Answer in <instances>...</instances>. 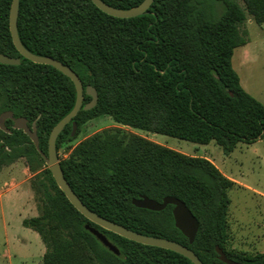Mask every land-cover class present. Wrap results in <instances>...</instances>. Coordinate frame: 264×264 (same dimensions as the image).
<instances>
[{
  "label": "trees",
  "instance_id": "trees-1",
  "mask_svg": "<svg viewBox=\"0 0 264 264\" xmlns=\"http://www.w3.org/2000/svg\"><path fill=\"white\" fill-rule=\"evenodd\" d=\"M127 9L142 0H102ZM153 0L148 11L117 18L91 0H19L17 30L29 51L69 66L82 82L83 105L56 140L70 142L79 126L98 116L118 124L197 144L214 141L229 154L239 143L264 136V105L246 92L231 64L236 47L247 43L242 28L247 16L264 23V0ZM11 0H0V53L20 58L0 63V113L11 111L31 127L39 149L47 153L53 126L75 101L72 81L54 67L37 64L15 49L8 29ZM9 120L0 130V164L25 157L30 169L44 166L40 215L22 225L39 234L45 252L41 264H192L171 250L140 244L94 224L79 213L56 185L43 158ZM59 159L63 175L80 200L100 216L133 231L179 242L203 264H225L215 251L244 264H264V252L253 255L225 250L228 190L233 184L208 159L187 157L119 128L87 137ZM161 201L175 196L199 222L193 243L175 227L172 205L161 211L138 208L132 198ZM102 232L120 251L117 256L85 229Z\"/></svg>",
  "mask_w": 264,
  "mask_h": 264
},
{
  "label": "rangeland",
  "instance_id": "rangeland-1",
  "mask_svg": "<svg viewBox=\"0 0 264 264\" xmlns=\"http://www.w3.org/2000/svg\"><path fill=\"white\" fill-rule=\"evenodd\" d=\"M238 3L244 6L242 0ZM242 28L248 41L234 49L231 64L243 89L264 105V23L256 24L248 15ZM107 128H119L187 157L211 161L233 182L228 190L225 250L246 255L264 252V136L252 143L239 142L224 154L214 141L197 144L118 124L101 115L82 123L76 136L57 150L58 158L68 156L67 146L72 149ZM43 168L30 169L25 157L0 164V264L42 263L45 245L37 231L23 226L22 220L40 215L45 207ZM89 264L99 263L93 260Z\"/></svg>",
  "mask_w": 264,
  "mask_h": 264
},
{
  "label": "water",
  "instance_id": "water-1",
  "mask_svg": "<svg viewBox=\"0 0 264 264\" xmlns=\"http://www.w3.org/2000/svg\"><path fill=\"white\" fill-rule=\"evenodd\" d=\"M91 2L99 10L110 16L117 18H131L146 13L153 0H142L139 4L127 9L113 7L102 0H91ZM18 8L19 0H11L8 14V29L15 49L25 59L37 64L50 65L68 77L72 81L75 88V101L72 109L66 115H64L51 129L48 136L46 154L39 149L35 122H33L31 127H29L25 118L15 117L11 111H3L0 113V129L3 131H8L7 127L5 126V120L10 119L13 122L12 127L14 129L22 130L29 137L30 141L34 144L35 148L43 158L44 163L50 171L58 188L63 192L70 204L89 221L128 240L148 246L171 250L183 255L189 259L192 264H203V262L192 249L179 242L163 237L145 235L100 216L89 209L72 190L63 175L57 154L56 140L60 132L69 122H72L71 134H74L77 126L76 123L72 121V119L76 116L81 108L88 110L94 107L97 102L98 95L95 88L89 85L86 86L85 93L91 97V100L83 105L84 88L82 82L78 75L69 66L51 56L35 54L23 46L17 30ZM0 63L7 65H18L20 63V58L11 57L0 53ZM131 203L138 208L151 211H161L167 205H172V216L175 227L188 239L190 244L193 243L198 231L199 222L187 207L185 202L181 199L168 195L163 197L161 201H157L155 199L149 198L146 195H140L137 198H132ZM85 229L93 234L97 240L110 252L120 256L119 249L114 244H112L102 232L88 224L85 225ZM215 251L217 253L218 259L225 264H243L227 257L225 252L219 246H215Z\"/></svg>",
  "mask_w": 264,
  "mask_h": 264
},
{
  "label": "flooded vegetation",
  "instance_id": "flooded-vegetation-1",
  "mask_svg": "<svg viewBox=\"0 0 264 264\" xmlns=\"http://www.w3.org/2000/svg\"><path fill=\"white\" fill-rule=\"evenodd\" d=\"M11 4V3H10ZM17 51V50H16ZM18 52V51H17ZM6 55V54H5ZM9 56V55H8ZM11 57H15V56H11ZM10 119H7V120H5V123H7L8 121H9ZM11 122H12V120H10ZM13 125V122H12V124H11V126Z\"/></svg>",
  "mask_w": 264,
  "mask_h": 264
}]
</instances>
